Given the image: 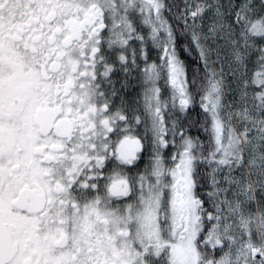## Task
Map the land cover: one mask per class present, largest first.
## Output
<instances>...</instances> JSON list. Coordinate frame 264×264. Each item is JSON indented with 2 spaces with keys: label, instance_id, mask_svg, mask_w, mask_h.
Here are the masks:
<instances>
[{
  "label": "snow or ice",
  "instance_id": "obj_1",
  "mask_svg": "<svg viewBox=\"0 0 264 264\" xmlns=\"http://www.w3.org/2000/svg\"><path fill=\"white\" fill-rule=\"evenodd\" d=\"M0 264H264V0H0Z\"/></svg>",
  "mask_w": 264,
  "mask_h": 264
}]
</instances>
